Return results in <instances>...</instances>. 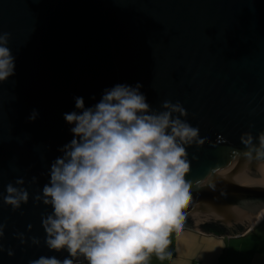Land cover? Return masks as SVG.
Wrapping results in <instances>:
<instances>
[{
  "label": "water",
  "instance_id": "water-1",
  "mask_svg": "<svg viewBox=\"0 0 264 264\" xmlns=\"http://www.w3.org/2000/svg\"><path fill=\"white\" fill-rule=\"evenodd\" d=\"M0 31L11 33L15 57L14 75L0 82V194L17 178L30 193L16 211L0 195V264L68 255L45 246L41 215L52 209L32 196L72 139L63 114L75 110L74 97L88 107L116 84H142L156 109L179 101L182 119L205 140L187 148L192 199L183 229L217 225L235 237L264 215V158H255L264 132V0H0ZM245 133L253 145L242 143Z\"/></svg>",
  "mask_w": 264,
  "mask_h": 264
},
{
  "label": "clouds",
  "instance_id": "clouds-1",
  "mask_svg": "<svg viewBox=\"0 0 264 264\" xmlns=\"http://www.w3.org/2000/svg\"><path fill=\"white\" fill-rule=\"evenodd\" d=\"M10 39V32L0 31V82L15 71ZM142 87L105 88L88 107L83 97H74L75 110L63 114L72 139L57 149L60 155L48 167L47 183L32 199L52 209L41 215L45 246L68 255L62 260L40 256L28 264H82L81 257L87 264H146L153 253L165 258L169 238L183 229L192 199L187 148L205 140L182 119L188 114L179 101L165 100L153 108ZM38 115L33 110L29 121ZM241 140L246 147L253 145L249 133ZM258 140L259 160L264 158V132ZM243 155L253 158L251 151ZM36 183L33 176L29 185ZM24 185L25 179L17 178L0 194L13 211L29 202ZM4 228L0 224V237ZM31 243L39 246L41 240L32 237ZM7 254L14 253L9 249Z\"/></svg>",
  "mask_w": 264,
  "mask_h": 264
},
{
  "label": "crops",
  "instance_id": "crops-1",
  "mask_svg": "<svg viewBox=\"0 0 264 264\" xmlns=\"http://www.w3.org/2000/svg\"><path fill=\"white\" fill-rule=\"evenodd\" d=\"M169 239L165 258L153 253L146 264H264V215L239 236L182 229Z\"/></svg>",
  "mask_w": 264,
  "mask_h": 264
},
{
  "label": "trees",
  "instance_id": "trees-1",
  "mask_svg": "<svg viewBox=\"0 0 264 264\" xmlns=\"http://www.w3.org/2000/svg\"><path fill=\"white\" fill-rule=\"evenodd\" d=\"M201 231L206 232V233H213L216 235H224L227 236L226 230H224L222 227L217 226V225H203L199 228Z\"/></svg>",
  "mask_w": 264,
  "mask_h": 264
}]
</instances>
